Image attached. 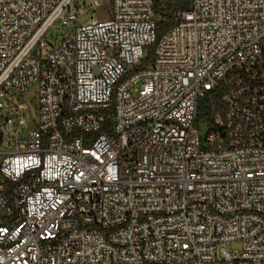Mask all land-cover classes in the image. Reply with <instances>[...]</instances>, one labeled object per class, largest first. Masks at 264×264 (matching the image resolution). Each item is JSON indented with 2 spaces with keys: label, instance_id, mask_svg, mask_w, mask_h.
Returning a JSON list of instances; mask_svg holds the SVG:
<instances>
[{
  "label": "built area",
  "instance_id": "obj_1",
  "mask_svg": "<svg viewBox=\"0 0 264 264\" xmlns=\"http://www.w3.org/2000/svg\"><path fill=\"white\" fill-rule=\"evenodd\" d=\"M75 1L0 0V264H264V0Z\"/></svg>",
  "mask_w": 264,
  "mask_h": 264
},
{
  "label": "rangeland",
  "instance_id": "obj_2",
  "mask_svg": "<svg viewBox=\"0 0 264 264\" xmlns=\"http://www.w3.org/2000/svg\"><path fill=\"white\" fill-rule=\"evenodd\" d=\"M82 3L83 0H76L70 7V12L77 15L79 23H84L85 21H87L88 17H91L93 12L92 10H83L78 8L77 5ZM110 8L111 1L103 0L102 3L95 9V18L97 20H104L105 18H107ZM74 28V20L67 19V22H63L62 19H57L47 30L45 34V41L51 46L56 47L66 35L70 34L74 30ZM26 96L33 98L35 96V88H30ZM201 129V134L204 136L206 132V127L204 124L201 125ZM21 138L22 136L21 134H19V139ZM10 140L11 145L4 143L0 146V152L4 153L14 150L15 140L12 138ZM225 248L228 250V252L233 254L234 251L240 250L241 243L238 240H232L225 246Z\"/></svg>",
  "mask_w": 264,
  "mask_h": 264
},
{
  "label": "trees",
  "instance_id": "obj_3",
  "mask_svg": "<svg viewBox=\"0 0 264 264\" xmlns=\"http://www.w3.org/2000/svg\"><path fill=\"white\" fill-rule=\"evenodd\" d=\"M209 106H210V100L207 98L203 99V101L201 102V107H200L202 114H205L208 112Z\"/></svg>",
  "mask_w": 264,
  "mask_h": 264
}]
</instances>
